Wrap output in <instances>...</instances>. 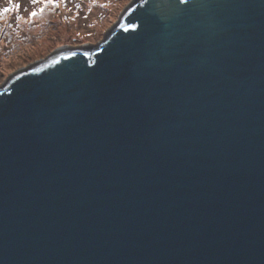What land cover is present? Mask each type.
Masks as SVG:
<instances>
[{
    "label": "water",
    "instance_id": "water-1",
    "mask_svg": "<svg viewBox=\"0 0 264 264\" xmlns=\"http://www.w3.org/2000/svg\"><path fill=\"white\" fill-rule=\"evenodd\" d=\"M0 264H264V0H132L12 72Z\"/></svg>",
    "mask_w": 264,
    "mask_h": 264
},
{
    "label": "rangeland",
    "instance_id": "rangeland-1",
    "mask_svg": "<svg viewBox=\"0 0 264 264\" xmlns=\"http://www.w3.org/2000/svg\"><path fill=\"white\" fill-rule=\"evenodd\" d=\"M131 1L0 0V85L66 43L102 40Z\"/></svg>",
    "mask_w": 264,
    "mask_h": 264
},
{
    "label": "snow or ice",
    "instance_id": "snow-or-ice-1",
    "mask_svg": "<svg viewBox=\"0 0 264 264\" xmlns=\"http://www.w3.org/2000/svg\"><path fill=\"white\" fill-rule=\"evenodd\" d=\"M34 2H35V0H33V3H34ZM13 6H16V5L14 4ZM9 10H10V9H8V8H4V9H3V11H5V12H6V11H9ZM34 14H35V13H33V15H34Z\"/></svg>",
    "mask_w": 264,
    "mask_h": 264
}]
</instances>
